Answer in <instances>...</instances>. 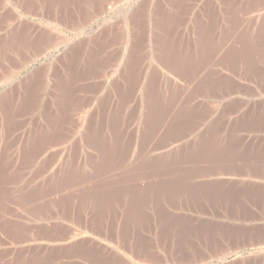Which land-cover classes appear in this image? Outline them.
<instances>
[{
    "label": "rangeland",
    "instance_id": "1",
    "mask_svg": "<svg viewBox=\"0 0 264 264\" xmlns=\"http://www.w3.org/2000/svg\"><path fill=\"white\" fill-rule=\"evenodd\" d=\"M37 1L38 5L32 8L28 3L29 0H23L30 6L29 10H27L28 6L22 7L24 11L16 8L23 22L22 27L10 29L3 26L0 28V38L10 36V40H13L15 35L19 36V38L20 36L25 38L24 35L30 34L31 31H33L31 32L32 35L35 36L36 34L44 38L43 42L41 41L40 43L35 42L37 39L30 41L31 44L30 42L28 44V40L27 42L26 40L25 42H15L17 44L16 48H10L3 57L4 59L0 58V95L5 92H13V89L15 91L13 92L15 93L14 95L18 93L16 91L22 93L24 87L34 81L30 93L35 94L38 100L33 97L34 102L31 104V108H33L28 109L22 118L21 133H23V129V131H27L44 122L43 114L49 108L48 106L51 105L52 96L56 92L53 87V81L58 76V70L62 68L63 63L68 59L71 62H76L79 58H85V53L89 54L91 50L89 45L92 46L89 41L93 39L98 31L106 28L107 31L112 29L114 32L117 30L118 32L121 30L125 32L128 28L130 15L137 11L143 13L142 19L138 24L144 37L143 47L145 48L146 44H149V47H146L141 55L147 65L152 66L153 63L148 57V51L153 48L154 44L147 41V37L150 35L149 30L152 28H149L148 19L146 20L148 15L152 16L154 13L155 6L151 5V0ZM157 1H160L162 7L164 0ZM4 2L5 5L17 6L15 0H4ZM207 3V0H189V15L186 16L188 19L186 17L183 18L182 20L184 21L181 23L182 30L189 32L190 36L184 42L183 48L186 50H183V55L187 51L189 43V61L192 64V70L194 69L195 71H193L194 73L190 72L189 77V84L194 83L193 88L195 91H189V115L191 114V118L188 128L186 131L182 130V132L177 131L175 128L170 129L164 135L159 134L160 137L158 135L150 141L147 139V143L151 145L149 148L152 150L149 155L156 158L167 157L166 161L162 163L163 165L153 166V169H151L150 160H148L149 155L146 156L144 154L145 150L141 149L138 156L136 153L133 157L134 159L137 158L136 161L140 165L136 161L132 163L133 166H140L145 168L146 171L140 170L141 172L139 171L138 173L119 176L126 179L124 183L126 185L144 182L162 192V199H168L163 204L164 209L177 214L178 221L187 220L189 231L191 230L189 235H182L183 233H180L179 230L177 232L166 230L167 228L162 226L161 221L159 222L157 218H154L158 213L165 211L164 209L158 210L160 206L156 207L159 205L157 202L154 203L155 207L154 205H143L146 208L145 214L143 212L137 214L139 220L136 222L139 226L132 222L131 224L126 219L125 200L120 199L114 204L108 205L109 209L105 211L103 216L107 221H105V226L108 228L105 233H107L103 234L104 236H99L90 231L91 229L84 220L76 219L74 215L64 212V210H59L53 206L45 209V207L36 206V204L31 202H24L23 204L16 199L10 198L4 201L6 206L4 204L0 205V264L2 262L3 264H120L121 259L127 260V263L129 261V264H141L140 259L132 255L133 250L129 251L120 246L119 235L121 236V233L122 235L126 233V236L128 235L131 239L136 238L134 239L135 241L140 239L141 242L144 241L152 247L150 253L153 258L157 259L156 262L147 264H264V245H259L256 248L249 246L245 250L239 249L233 251L230 256L225 257L223 256V251L221 252L220 250L222 245L219 243V240L224 239L233 241L244 239L248 243L249 241L264 239V0H237L234 3L231 0L229 3L228 0H210L211 9H213L214 15L218 16L217 22L220 21V26L217 24L214 28L213 40L215 41H212L214 42L212 47L215 48L216 46L214 52L212 50V55H220L221 58H219L220 60L216 59L218 60L217 63L213 62L215 58H212V61L210 60L212 63L207 58H202L203 51L198 54V49L194 45V36H196L194 32H198V24L202 22L199 20L202 19ZM64 6L67 7L64 8ZM219 7L222 8L221 13H224L223 18L220 17L222 14ZM54 8L57 11L61 9L58 11L59 14H54ZM235 10L237 13L233 15L236 12ZM62 13L66 14L63 15ZM59 15L60 17L67 16L65 17V22L61 21L60 23ZM232 17L237 19H232ZM5 22L8 23V20H3V23ZM114 34L106 36L104 39L105 44H102V48H105L107 52L115 50L120 52L126 44L123 42L124 39L121 41L117 37L118 35ZM36 37L38 38V36ZM249 45L251 47H248ZM19 46L21 48H18ZM229 46L234 47L233 50L238 47V49H242L244 51L242 59L244 60H237V62L227 58V52L232 51L231 47L228 51L226 50ZM221 48H224V51ZM247 50L249 54L245 53ZM221 53L223 54L222 56ZM196 56H198V59ZM193 57L195 59H192ZM206 64H209L207 66L212 71L215 69L223 71L227 79L225 89L218 90V92L215 89L206 90L197 87L200 86L199 82L203 81L206 74H209ZM48 67L51 70L45 73L44 78V72ZM52 67L56 68L54 69L55 71H52ZM205 70H207L206 73ZM114 71H116V67L111 65L104 81L113 80L116 76ZM175 79L180 82V79ZM92 81H101V79L93 78ZM93 82L86 81L85 84L88 85L86 87H90L89 90L86 88V92L90 93L89 96L102 97L105 88L97 91L93 87ZM157 85L155 89L160 90V92L157 91V100L169 102L171 114L183 109L185 103H183L184 100L180 96L181 91H177L178 87L170 88ZM209 90L212 91L210 92ZM142 91H144V87H142ZM2 110L0 108V112ZM143 111L144 103H140L131 115V117H134H130L132 119V122H130L131 126H141L139 131L143 130L145 125L141 121ZM137 113L138 115H136ZM2 128L4 130L7 128L4 123H0V131L3 132ZM208 131H211V133L209 132V136L206 137ZM20 132L18 131V133ZM76 135L78 136L77 133H73L72 136L62 142L53 138L50 140L49 138L48 143L47 138V141L40 146L39 152H30L32 155L28 152L29 149H24L23 145L9 143L3 148L5 151H2L3 149L0 151V160H9V163L12 160L11 164L13 166L10 167L11 169L8 168L10 171L8 170L9 175L7 174L8 186L16 188L26 184V181L27 183L32 180L34 182L41 181L59 166L63 158L67 156L68 153L66 152H69V148H73L74 144H76L74 147L76 149L73 152L74 156L75 153H79L78 151L91 150L84 146L83 143L77 145L79 139ZM141 135L143 134L141 133ZM135 150L138 151L137 149ZM206 150H210L211 154H213L211 155L212 159L214 158L213 161L204 157L206 156ZM218 150L223 151L220 152ZM219 153L228 158L220 160L219 157L221 155ZM185 155L189 156V163L181 167L187 166L189 168L188 171L179 170L180 167L168 163L175 156L186 157ZM201 155L204 156L202 157ZM28 158L29 160H27ZM144 161L145 163H143ZM42 165H46V169L38 171ZM28 166L32 167L29 168ZM18 168L20 171L17 170ZM11 179L12 182H10ZM221 195H225L228 198L229 204L219 201ZM195 200L202 202L197 203ZM143 204L146 203L144 202ZM88 207V204L85 205L86 209ZM7 217L10 219H5ZM149 217H153L155 221ZM164 220L167 221V219ZM173 220L174 218L169 221ZM117 229H122L118 235ZM109 232L112 233L110 237ZM135 241L133 242L136 243ZM96 243L109 249L113 253V257H111L112 254L106 256L105 250L100 249V246V248H97ZM96 251L98 254H102L106 261H104L102 256H97V259H94L92 254ZM89 252L92 254L90 255ZM208 253L209 255H207ZM46 260L48 262H45Z\"/></svg>",
    "mask_w": 264,
    "mask_h": 264
},
{
    "label": "bare ground",
    "instance_id": "2",
    "mask_svg": "<svg viewBox=\"0 0 264 264\" xmlns=\"http://www.w3.org/2000/svg\"><path fill=\"white\" fill-rule=\"evenodd\" d=\"M26 1H28V0H26ZM29 1L30 2H28V3L30 4V6L32 8H33V3H34V5H36V2H38L37 0H29ZM106 1H109V0H106ZM207 1H208V3L206 6V9H205V12H203V14H202V19L199 20L202 22L200 24H198V27H197L198 32L197 33L194 32L196 34V36H194V41H195L194 45H195V48L198 49V54L203 51V53L201 55L202 58H207V60H209V62L212 58L213 59L215 58V61H213V62L217 63L218 60H216V59H219L220 55L219 56H216L215 54L212 55V50L214 52V49H216V46H215V48L212 47V43H214L212 41H215V40H213L214 34H215L214 28L216 27L217 24H219V26H220V21L217 22L218 16L214 15L213 9H211V6H210L211 5L210 0H207ZM229 1L230 0H228V3H229ZM231 1L234 3V1H237V0H231ZM153 3H154V5H153ZM104 4H105V2H104ZM151 5L155 6L154 7V13L152 16L148 15L146 17V20L148 19L147 22H148L149 28H152L149 30L150 35L147 37V41H149L148 43L152 42L154 44L153 48H151L148 51L149 52L148 57L153 62L152 66L147 65L144 62V59L141 55L142 51L146 47H149V44L148 45L146 44L145 48L143 47L144 46V43H143L144 37L142 35V32L140 31V28L138 27V24L140 23V21L142 19L143 13H140L139 11H137L136 13H132L130 15V17L128 19V28H127V30L125 29L126 30L125 32L123 30H121L119 32L117 30L114 32L112 29H108V31H107L106 28L103 30H100V31H98V33L94 37L92 36L93 39L91 41H89V44L91 43L92 46L89 45L91 47V50H90V52L88 51L89 54L85 53V58H79V59H77L76 62H73V61L71 62L70 59H68L64 63L62 62L63 63V65L61 66L62 68H60L58 70V72H59L58 76L53 81L54 82L53 87L55 88L56 92L52 96L53 100H52L51 105L48 106L49 108L46 109L47 111L45 110V112L43 114L44 122L39 124V126H36L35 128H31L27 131H23L24 130L23 129L22 130L23 133L20 132L21 125L23 123L22 118L25 116L28 109L31 108V104H33V102H34L33 97L34 98L36 97L35 94L30 93L32 86L34 84L33 83L34 81L29 83L27 86H25L24 91L22 89L18 88V89L22 90V93L20 91H16L18 93H16V95H14L15 93H13V92H15V91L13 89V92H10V93L5 92L4 94L0 95V108L3 109L0 112V123H4L7 127L6 130H4L2 128L3 132L0 131V151L3 148H5V146H7L9 143H15V144L19 143L20 145H23L25 150L29 149L28 150L29 153L30 152H33V153L39 152L40 146H42V143H45L47 141V138H48V143H49V138H50V140H52V138H53L55 140L62 142L65 139L67 140V138L69 136H72L73 133L78 134V136L76 135L79 139L77 141V145L79 143L80 144L83 143L84 146H87L89 149H91V150L85 151V152L84 151L83 152L78 151L79 153H77V154L75 153V156H74L73 152L76 149V148H74L76 146V144H74L73 148H71V149L69 148V150H68L69 152H66L68 154L66 157L63 158V161L59 164V166L56 169H54V171L51 172L47 177L43 178L39 182H36V181L34 182L32 180L31 182L27 183V181H26V184L21 185V186L16 187V188H11V187H9L10 185L8 186L9 182H8L7 174L9 175V173H8L9 169L8 168L13 166L11 164L12 160H10V163H9V160L3 161L1 159L0 160V162H1V164H0V205L4 204V201L6 199L9 200L10 198H13V200L16 199L17 201H19L23 204H24V202H31V203L36 204V206H39V207L43 206V207H45V209H46V207H52L53 206L59 210H64V212H68L71 215H74L76 219L84 220L86 222V224H88V227L91 229L90 231L98 234L99 236H104L103 234L107 233V232L105 233V231L108 228L105 226L106 220H105V218H103V216L105 214V211L107 209H109L108 205H110V204L112 205L120 199L125 200L124 206H125V211H126V219L130 223L132 222L133 224H137L136 221L139 220V218H137V214L138 213L141 214V212H143V213L145 212L146 208L143 207V205H151L152 206V205H154L155 202H157V204L159 203V205H157L156 207L160 206V209H158V210L160 211L161 209H164L163 204L165 201H168V199L167 198L162 199L163 193L159 192L157 188L149 186L148 183H144V182L143 183L139 182L135 185H126V184H124L126 182L125 181L126 179L123 177H119L120 175L123 176L126 174L128 175V174L138 173L140 170L145 172L146 171L145 168H141L140 166H133V163H135V161L137 160V158L134 159L133 157L136 153H137L136 155L138 156L139 150H141V149L145 150L144 154H146V156L149 155L150 151H152V150L149 148L151 145H149L147 143L148 142L147 139L149 141L151 139L153 140L159 134L164 135L168 130L174 129V128L177 129V131L179 130V132H182V130L186 131V129L189 126V122H190V118H191V114L189 115V109H190L189 108V91L194 90V88H193L194 83L189 84V77H190V72H193L194 69L192 70V67H191L192 64L189 61V53H190L189 52L190 51L189 50V48H190L189 43H188L189 48L186 45L187 51L184 52L185 54L183 55L184 42L186 39H189V37H190L189 32L184 31L181 28V25H182L181 23L184 21L182 19L189 15V0H164L162 7H161L160 1L151 0ZM26 6H28V5L26 4ZM30 6H28V9L26 7V9L29 10ZM66 7L67 6H64V8H66ZM219 8L221 9V11H220V13H221L222 8L221 7H219ZM80 9H81V7H80ZM59 10H61V9H59ZM94 10H96V9H94ZM228 10H230V9H228ZM50 11H53V10H50ZM58 11L56 10V8H54V14H56V15L59 14ZM236 13H237V11L234 12L233 15L234 14L236 15ZM62 14L65 15L66 13H62ZM198 15H200V14H198ZM52 16L54 17V15H52ZM223 16H224V13L222 15H220L221 18H223ZM58 17H60V15ZM65 17H67V16L60 17V23H61V21L65 22ZM79 18H81V17H79ZM233 18L235 19L236 17H232V19ZM186 19H188V17H186ZM80 20H82V18ZM18 33H20V32H18ZM113 33H115L114 35H118L117 37H119L121 39V41L124 39L123 42L126 43L125 46L120 50V52H118L116 50L107 52L105 50V48H102V44H105V40H104L105 37L106 36H112ZM230 33H231V31H230ZM38 34H39V32H38ZM12 35L14 36V34H12ZM36 36H38V38H40V39H38ZM21 37L22 36H20V38H19V36L15 35L13 40H10V36L9 37L5 36L4 38H0V58H3L6 55V53H8L7 51H9L10 48L15 49L16 45H17L16 43H18L19 41L25 42V40H26V42H27V40H28V44H29V42L32 41L33 39L34 40L37 39L35 41L36 43L37 42L40 43L41 41L43 42V40H44L43 36H39L36 34L34 36V35H32V33L24 35L25 38H21ZM41 38H42V40H41ZM249 42H250V40H249ZM13 43H15V44L12 46ZM241 43H242V41H241ZM30 44H31V42H30ZM250 45H252V44H250ZM250 45L248 47H251ZM193 46H192V48H193ZM74 47H75V45H74ZM103 47H104V45H103ZM226 47H228V46H226ZM230 47L231 46H229V48L226 50L228 51L230 49ZM18 48H21V47L19 46ZM233 48L231 47V49H232L231 52H227L228 54H226V57L232 59V61L233 60L234 61L235 60L240 61L242 59V57L244 56V54H243L244 51L242 49H238L239 47L237 49L235 48L236 50L235 49L233 50ZM191 51H192V49H191ZM222 51H224V48L222 49ZM248 52L249 51L247 50V52H245V53H248ZM248 54H247V56H248ZM9 55H10V53H9ZM222 55L223 54L221 53V56ZM198 56H196L197 59H198ZM247 56H245V57H247ZM226 57H225V59H226ZM71 59H72V57H71ZM192 59H195V58L193 57ZM246 59H248V58H246ZM242 60H244V59H242ZM210 63H212V62H210ZM231 63H233V62H231ZM246 63H248V62H246ZM111 65H115V67H116V71H114L116 76L113 80L107 82V81H104V80H106L104 78H106V73L108 71V68ZM207 65H209V64H206V66ZM54 69H56V68H53L52 71H55ZM207 69H208L209 74H206L203 81L199 82L200 86H197V87H199V88L201 87L202 89H206V90L207 89H215L217 91L225 89L227 79H226V76L223 74V71L218 70V69L217 70L215 69L212 71V69L209 67ZM48 70L50 71L51 69L48 67V69L45 70L44 78H45V73ZM206 71L207 70H205V73H206ZM199 76L202 77L201 75H199ZM174 77L177 79H180V82H177V80ZM197 77H196V79H198ZM93 78L94 79H101V81L93 82L92 81ZM43 79H42V81H43ZM102 80H103V82H102ZM86 81L87 82L89 81L91 83L93 82V84H94L93 87L97 91H100V90L105 88V92H104L103 96L100 98H98L96 96H91V95L89 96L90 93L86 92V88H88V87H86L88 85L85 84ZM106 82H107V84H106ZM157 84H159L162 87H166V86H168L170 88H174V87L177 88L178 87L177 91L178 90L181 91L180 96L182 97V100H184L183 103H185L183 106V109H180V110H178V112L171 114L169 102H164L163 100L161 102V100L160 101L157 100V95H158L157 91L160 92V90L155 89ZM142 87H144V91H142ZM89 88H88V90H89ZM159 89H161V87H159ZM164 91H165V89H164ZM36 99H37V97H36ZM39 101H41V100H39ZM140 103L141 104L144 103V111L142 113L143 115L141 117V121L144 122L145 125H144L143 130H141L142 132L139 131L141 126H134V125L131 126V123H130V122H132L131 118L134 117V116L131 117V115L133 114L135 108H137V106ZM35 105H37V104H35ZM42 107H43V105H42ZM43 110H44V108H43ZM175 111H177V110H175ZM136 115H138V113ZM37 117H38V115H37ZM222 119H223V117H222ZM250 119H251V117H250ZM18 131L20 133H18ZM209 132L211 133V131H208L206 137L209 136ZM141 133L143 135H141ZM160 135L158 137H160ZM193 148H195V147H193ZM135 149H137L138 151H136ZM203 150H201V151H203ZM2 151H5V150L3 149ZM218 151L221 152L223 150H218ZM230 152H232V151H230ZM198 153H200V152H198ZM225 153H227V152H225ZM24 154H25V152H24ZM179 154L181 155V153H179ZM219 154L221 155V153H219ZM30 155H32V154L30 153ZM211 155H213V154H211L210 150H206V156H204V155H201V156L202 157L204 156V157H206V159H211L213 161L214 158L212 159ZM221 156L219 157L220 160H224V159L228 158V157H225L224 155H221ZM10 157L12 158L11 155H10ZM144 158H145V156H144ZM154 158H156V157L149 155L148 160H150L149 163L151 164L150 165L151 169H153V166L163 165L162 163H164L166 161L167 157L166 158L160 157V158H156V159H154ZM20 159H22V158H20ZM138 159H139V157H138ZM194 159H196V158H194ZM27 160H29V158ZM35 161H37V160H35ZM25 162H26V160H25ZM48 162H50V161H48ZM136 162H138V161H136ZM143 163H145V161ZM168 163L180 167L179 170L188 171L189 168L187 166L184 168L181 166L189 163V156L188 157L187 156L186 157H184V156L183 157H176L175 156V158L172 159ZM146 164H148V163H146ZM29 165H30V163H29ZM138 165H140L139 162H138ZM21 167H20V169H21ZM31 167L32 166H30L29 168H31ZM29 168H28V170H29ZM24 169H27V168H24ZM45 169H46V165H42L41 167H39L38 171H44ZM48 169H49V167H48ZM17 170H19V168ZM190 170H191V168H190ZM26 175H27V173H26ZM10 182H12V179ZM203 192H206V191H203ZM235 193H233V194L235 195ZM190 197H188V198H190ZM198 197H197V199H198ZM231 198H232V196H231ZM219 201L222 203H225V204H229V200L225 195H221L219 198ZM144 202L146 204H143ZM198 202H202V201H198ZM232 203H231V205H232ZM87 204L89 207L86 209L85 205H87ZM201 204H204V203H201ZM100 207H102L104 209H102ZM154 207H155V205H154ZM48 210H49V208H48ZM166 211H168V210L166 209L165 211H162V213H160V214L158 213L157 216L154 214V216H156V217H154V216L153 217L157 218L159 220V222L161 221L160 223L162 224L163 227L167 228L166 230L175 231V232H177V230H179L180 233H183L182 235H186V236L189 235V232L191 230L189 231V223L186 222L187 220L185 221V219H184L182 221H178L177 220V218H178L177 214L171 213L170 211H168V212H166ZM151 216H152V214H151ZM153 217H149V218H153ZM154 218H153V220L155 221ZM172 218H174V220L169 221ZM5 219L8 220L10 218L7 217ZM164 219H167L168 222L165 221ZM2 224H3V221H2ZM4 225H6V224H4ZM6 227H7V225H6ZM13 227H14V225H13ZM195 227H197V226H195ZM2 228H3V226H2ZM120 230H122V229H120ZM120 230L117 229V235H118V233H121ZM113 232H114V230H113ZM135 234H134V236H136ZM110 235H112L111 232H109V237H110ZM119 238H120V246L124 249H128L129 251L133 250L132 255L139 258L141 261V264L156 262L157 258L155 259V258H153V255H151L150 251L152 250V247L149 246L148 243H146L144 241L141 242L140 239L135 241L134 239H136V238L131 239V238H129L128 235L126 236V233H124V235H122V233H121V236L119 235ZM109 239H111V238H109ZM114 239H116V237H114ZM133 241H135L136 243H134ZM99 246H100V244L96 243L97 248L101 247L100 249L105 250V252L107 253V254H105L106 256H108V254H112L111 257H113V253H111L109 251V249H107L103 246H100V247ZM94 247H95V245H94ZM81 251H84V250H81ZM93 253L94 254L90 253V255L92 254L93 255L92 257L94 259H97V256H100V257L102 256V254H98L97 251L93 252ZM102 258H103V256H102ZM103 259H104V261H106L105 258H103ZM45 262H48V261L46 260ZM2 264H3V262H2ZM120 264H129V261L127 263V260L121 259Z\"/></svg>",
    "mask_w": 264,
    "mask_h": 264
},
{
    "label": "crops",
    "instance_id": "3",
    "mask_svg": "<svg viewBox=\"0 0 264 264\" xmlns=\"http://www.w3.org/2000/svg\"><path fill=\"white\" fill-rule=\"evenodd\" d=\"M16 7L13 5H5L4 0H0V28L9 27L10 29L22 27L23 22L19 15V11H17L16 8L21 9L24 11L22 7L26 6L25 2L23 0H15ZM30 2V1H29ZM37 5V3H36ZM35 7L33 3V8ZM5 18V19H4ZM3 20H8V23H3ZM6 24V25H4ZM1 30V29H0ZM33 32V31H31ZM30 32V33H31ZM219 243H221V252L223 251V256H230L233 251H237L239 249H247L249 246L251 247H258L259 245H264V239L249 241V243L246 240H240V241H233V240H219ZM209 255V253L207 254Z\"/></svg>",
    "mask_w": 264,
    "mask_h": 264
}]
</instances>
